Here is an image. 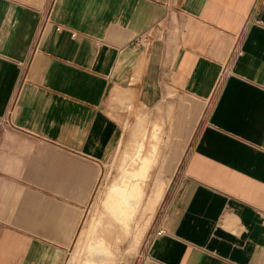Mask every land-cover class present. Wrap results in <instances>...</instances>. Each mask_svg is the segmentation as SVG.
<instances>
[{
	"label": "crops",
	"instance_id": "crops-1",
	"mask_svg": "<svg viewBox=\"0 0 264 264\" xmlns=\"http://www.w3.org/2000/svg\"><path fill=\"white\" fill-rule=\"evenodd\" d=\"M127 98L177 157L132 264H264V0H0V248L76 243L51 203L95 185Z\"/></svg>",
	"mask_w": 264,
	"mask_h": 264
},
{
	"label": "rangeland",
	"instance_id": "rangeland-1",
	"mask_svg": "<svg viewBox=\"0 0 264 264\" xmlns=\"http://www.w3.org/2000/svg\"><path fill=\"white\" fill-rule=\"evenodd\" d=\"M136 102L127 98L116 110L115 117L118 118L122 131L110 155L98 162V179L95 185L82 187L81 201L51 203V213L55 215L54 218H50V225L53 226L51 229L57 227L77 229L76 243H74L72 233L36 234L34 236L35 240L43 237L47 240L44 245H48L52 249L45 251L43 249L42 254L35 257V264H132L143 252L149 234L154 231L167 187L158 204L143 203L136 219L126 231L113 223H110L109 226L104 225V227L97 228L98 231L94 235H101L104 237V241L109 244L113 254L111 259L105 261L101 252H90L86 248L87 238L90 236L88 235L89 222L102 209L99 197H104L108 186L121 172V168L126 163L124 161H127L133 155L135 139H141L144 134L145 139L149 140L146 147L143 148V153L147 155H151L152 135L155 134L158 140L156 152L154 153L155 160L151 163L152 166L149 169L150 180L148 182L147 198L152 196L154 187L157 188L156 183L163 182L166 179L160 167H162L164 160L171 157V154L163 153L170 146V138L168 137L170 121L165 120L169 118V113H161L159 110L155 111L152 106L146 105L144 107ZM101 192L103 195H101ZM58 214L66 216H57ZM41 224L42 218L34 219V226H40ZM4 237L5 235H3L1 246L13 247L15 245V240L12 244V240L7 243ZM5 242L6 244H4ZM25 261V256L21 254V251L14 248H0V264H25Z\"/></svg>",
	"mask_w": 264,
	"mask_h": 264
},
{
	"label": "bare ground",
	"instance_id": "bare-ground-1",
	"mask_svg": "<svg viewBox=\"0 0 264 264\" xmlns=\"http://www.w3.org/2000/svg\"><path fill=\"white\" fill-rule=\"evenodd\" d=\"M147 141L149 142L148 139H145L144 134L141 139L134 140L133 155L127 161H124L126 163L121 168L118 177L108 186L104 197H99L102 209L89 222L88 235L90 236L87 238L86 248L90 252H101L105 261L111 259L113 254L109 244L104 241V237L94 235L98 231L97 228L100 226L104 227V225L109 226L110 223H113L126 231L136 219L143 203L158 204L172 178L171 176L177 162L175 154L170 155L171 157L168 160L162 162L160 170H162V174L166 179L163 182L156 183L157 188L154 187L152 196L147 198L148 182L150 180L149 169L152 166L151 163L155 160L154 153L156 152L158 140L153 134L150 145L151 155L143 153V148L146 147ZM101 195H103L102 192Z\"/></svg>",
	"mask_w": 264,
	"mask_h": 264
},
{
	"label": "built area",
	"instance_id": "built-area-1",
	"mask_svg": "<svg viewBox=\"0 0 264 264\" xmlns=\"http://www.w3.org/2000/svg\"><path fill=\"white\" fill-rule=\"evenodd\" d=\"M162 233L163 232L161 230L160 231H157V235H159V236L162 235Z\"/></svg>",
	"mask_w": 264,
	"mask_h": 264
}]
</instances>
